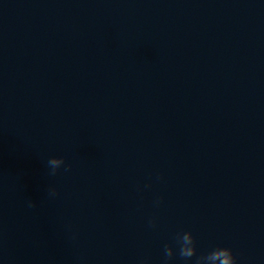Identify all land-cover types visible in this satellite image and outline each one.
I'll list each match as a JSON object with an SVG mask.
<instances>
[{"label":"water","instance_id":"1","mask_svg":"<svg viewBox=\"0 0 264 264\" xmlns=\"http://www.w3.org/2000/svg\"><path fill=\"white\" fill-rule=\"evenodd\" d=\"M185 231L264 264V0H0V264H195Z\"/></svg>","mask_w":264,"mask_h":264},{"label":"clouds","instance_id":"2","mask_svg":"<svg viewBox=\"0 0 264 264\" xmlns=\"http://www.w3.org/2000/svg\"><path fill=\"white\" fill-rule=\"evenodd\" d=\"M47 167L50 169V172L48 173L50 176H55L61 167H63L66 172L70 170V165L66 164L65 158L62 156H53L49 158L47 160ZM49 195H57L56 190L54 188L50 189ZM156 203L159 204L160 200L158 199ZM28 207H35V203L29 201ZM154 224V220H149L150 226H154ZM175 243L179 249V256L186 261L196 257L195 264H236V257L234 256L232 249L228 247H216L206 254L197 256L195 238L190 231L177 233ZM163 253L164 259L162 264H169V261L175 254V249L173 246L166 244ZM141 264H146V262L142 261Z\"/></svg>","mask_w":264,"mask_h":264}]
</instances>
